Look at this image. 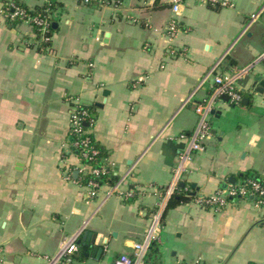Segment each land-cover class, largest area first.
<instances>
[{
    "label": "crops",
    "instance_id": "1",
    "mask_svg": "<svg viewBox=\"0 0 264 264\" xmlns=\"http://www.w3.org/2000/svg\"><path fill=\"white\" fill-rule=\"evenodd\" d=\"M5 1L12 0H0V264H49L71 240L78 264L134 256L198 124L196 105L212 91L213 81L201 80L220 59L218 72L230 73L264 57V0H59L48 45L29 24L11 25ZM173 19L179 30L171 35ZM251 81L240 82L239 104H216L205 150L193 152L183 175L191 199L167 209L150 264H264L257 197L224 192L220 210L199 202L242 172L264 177V97ZM75 102L89 108L102 165L123 179L118 193L108 196L107 183L97 199L85 198L84 161L70 142ZM128 190L134 196L123 197Z\"/></svg>",
    "mask_w": 264,
    "mask_h": 264
},
{
    "label": "built area",
    "instance_id": "2",
    "mask_svg": "<svg viewBox=\"0 0 264 264\" xmlns=\"http://www.w3.org/2000/svg\"><path fill=\"white\" fill-rule=\"evenodd\" d=\"M105 0H82L84 4H99L104 3ZM177 0H175L176 2ZM203 3L212 6H228L231 3L228 0H200ZM12 6V5H11ZM14 7V5H13ZM174 11H179V5H174ZM1 12L7 18L9 22L21 19V23H27L31 27H37V34L40 41H50L51 37L45 36V32L48 29V23L45 19L39 16L29 15L24 9L15 7L12 11H9L5 5H3ZM261 14V10L251 16V21L247 25L248 29L253 22H255L258 16ZM52 15L49 10V16ZM168 33L174 35L178 32V21L173 19L168 26ZM264 57H261L250 65L239 67L230 73L218 72L222 59L208 71L203 77L200 85L207 81H213V88L209 96L203 103L196 105V111L199 115V121L194 131L189 136V143L186 149L180 154L178 165L175 169L172 183L164 192V195L157 205L156 211L153 213L151 222L145 231V235L142 241L134 244L135 253L134 256L123 253L114 262V264H150L148 261V255L155 243L161 239L163 220L165 211L170 199L175 195L180 183L182 182L184 172L186 170L188 162L192 158L193 152L205 150V141L211 137V115L215 110L216 104L221 101L224 95L229 97L228 102L233 105H237L242 100V89L240 82L247 76L251 75L253 69L259 64ZM192 97V96H191ZM88 123V125H87ZM93 123V118L89 109L82 104L75 102L70 114V136H74L75 140L71 142V149L73 151H79L76 155L84 161V166L81 171L84 174L91 175L86 184L85 198L87 200H94L99 197L101 188L108 183L107 177L110 172L105 165H93L90 162L95 160L99 155V149L93 142L92 134L90 132V126ZM122 180H117L113 183L107 192V195H113L120 192ZM251 185V187H248ZM254 196L257 197L258 203L264 204V187L260 183L254 181H248L247 184L241 185L239 188H235L232 184L228 186L223 192L217 193L207 198L199 199L202 204H208L216 210L222 209L226 206L228 200L227 196ZM121 195L125 198L134 196V190H128ZM78 249V245L75 240L69 241L65 244L57 255L51 258L49 264H78L75 262L73 256ZM193 264H209L201 259H197Z\"/></svg>",
    "mask_w": 264,
    "mask_h": 264
},
{
    "label": "trees",
    "instance_id": "3",
    "mask_svg": "<svg viewBox=\"0 0 264 264\" xmlns=\"http://www.w3.org/2000/svg\"><path fill=\"white\" fill-rule=\"evenodd\" d=\"M4 5L6 6V8H8L9 11H12L15 7H20L22 9H24L29 15L39 16V17L45 19L48 23V29L45 32V36H47V37H51L53 32L57 29L56 21H54V18H53V13L60 6L59 0H44V2L42 4H39V5L34 6V7H30V6L26 5L21 0L5 1ZM13 5H14V7H13ZM49 10H51V12H52L51 16H49ZM21 22H22L21 19H17L16 21L11 22V25L15 26L16 24L21 23ZM34 29L37 31L36 26H34ZM37 32H39V30ZM48 44H49V41L43 42V45H48ZM87 109H89V108H87ZM92 138H93V142L95 143V145L97 146V148L99 149L100 152H99L98 157L95 160L91 161L90 163L93 165L100 166V165H102V158H103L104 154H103L102 148L98 145V143L94 139L93 135H92ZM74 140H75V137L72 135L70 137V142H72ZM77 152H79V151H76V153ZM90 177H91V175H89V174L85 175L86 182H88ZM250 180L254 181L256 183H260L261 186L264 187V177L261 176L260 173H258L256 170H248V171L240 173L236 179V182L233 184V186L235 188H239L241 185L247 184V182ZM107 181H108V183L112 184V183H115L117 181V178H113L112 176L111 177L109 176V177H107ZM248 187H251V185H248ZM176 193H177V195L175 194L176 196L174 195L170 199V201L168 202L166 211L170 206H173V205L178 204L180 202L188 201L189 199H191L189 194L186 193L185 187H181L179 185ZM238 197L239 196H230L229 199H234V198H238ZM166 211H165V213H166Z\"/></svg>",
    "mask_w": 264,
    "mask_h": 264
},
{
    "label": "water",
    "instance_id": "4",
    "mask_svg": "<svg viewBox=\"0 0 264 264\" xmlns=\"http://www.w3.org/2000/svg\"><path fill=\"white\" fill-rule=\"evenodd\" d=\"M263 65H264V63H263ZM251 80L252 81L250 84V89H251L252 93L253 94H260L264 97V69H263V71H258V72H254V73L252 71ZM247 91L248 90H246V89L243 90V92H247ZM223 99L228 101L229 97L227 95H224ZM244 100H247V99H244ZM87 125H88V123H87ZM235 182H236V179L234 177H232L229 181V183H232V184H234ZM180 186L184 187L185 183H183V182L180 183ZM193 186H195V184ZM226 186L227 185H225V188H226ZM194 195H196V194L194 193Z\"/></svg>",
    "mask_w": 264,
    "mask_h": 264
}]
</instances>
